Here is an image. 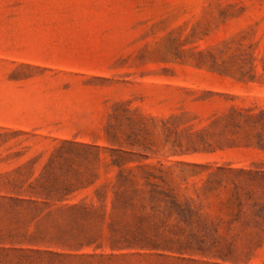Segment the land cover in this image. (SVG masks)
I'll return each instance as SVG.
<instances>
[{
	"label": "rangeland",
	"instance_id": "rangeland-1",
	"mask_svg": "<svg viewBox=\"0 0 264 264\" xmlns=\"http://www.w3.org/2000/svg\"><path fill=\"white\" fill-rule=\"evenodd\" d=\"M0 264H264V0H0Z\"/></svg>",
	"mask_w": 264,
	"mask_h": 264
}]
</instances>
